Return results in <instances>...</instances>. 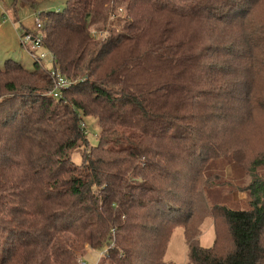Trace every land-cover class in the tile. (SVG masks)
<instances>
[{
	"label": "trees",
	"instance_id": "1",
	"mask_svg": "<svg viewBox=\"0 0 264 264\" xmlns=\"http://www.w3.org/2000/svg\"><path fill=\"white\" fill-rule=\"evenodd\" d=\"M261 1L67 0L42 14L52 68L0 69V264L92 250L97 264H168L206 166L264 111ZM52 71L70 82L57 97ZM247 165L249 208L220 207L231 248L187 237L193 264H264V150Z\"/></svg>",
	"mask_w": 264,
	"mask_h": 264
},
{
	"label": "rangeland",
	"instance_id": "2",
	"mask_svg": "<svg viewBox=\"0 0 264 264\" xmlns=\"http://www.w3.org/2000/svg\"><path fill=\"white\" fill-rule=\"evenodd\" d=\"M67 6V0H37L35 5L23 1L0 0V69H3L7 60L34 70L33 55L21 44L24 31L34 34H43L42 28L38 30L37 20L46 16L48 12H61ZM112 19V18H111ZM112 21V20H110ZM256 23L264 24V0L258 6L255 15ZM107 27H111L110 24ZM106 31H100L105 35ZM45 50H39L37 55ZM42 66L51 69L49 59L42 61ZM264 94V76L259 81ZM264 101V95L261 97ZM88 125V139L94 146L98 143L101 128L98 122L90 117L86 119ZM238 129L236 137V151L226 156L210 161L204 170L205 182L200 184L202 192L196 200V208L191 223L187 229L176 227L168 243L165 256L168 264H193L190 260V247L188 238L198 239L200 245L211 247L216 245L219 253H225L231 248V240L227 224L220 207L226 206L234 209L249 208L250 196L245 187L250 181L248 160L264 150V111L257 113L248 123ZM236 153V154H235ZM79 155L74 159L78 161ZM264 174V169L260 170ZM103 250L89 251L83 257L87 264H97ZM79 263V262H78Z\"/></svg>",
	"mask_w": 264,
	"mask_h": 264
},
{
	"label": "built area",
	"instance_id": "3",
	"mask_svg": "<svg viewBox=\"0 0 264 264\" xmlns=\"http://www.w3.org/2000/svg\"><path fill=\"white\" fill-rule=\"evenodd\" d=\"M1 25V24H0ZM37 28L38 30L42 28V21L41 19L37 20ZM21 44L27 48L29 51H31L33 56L35 58H38L40 61H43L44 59H49V61L54 60V55L50 51H46L43 48V34H34L32 32L24 31L21 36ZM39 50H45L46 52H42L39 55H37V52ZM52 75L55 77L56 80V86L53 90V95L55 97L59 96L63 88H66L70 82L63 77L58 71H52ZM79 264H87L85 260H80Z\"/></svg>",
	"mask_w": 264,
	"mask_h": 264
}]
</instances>
